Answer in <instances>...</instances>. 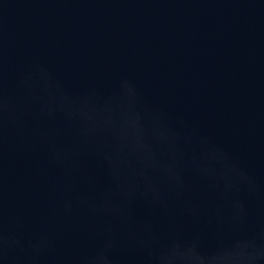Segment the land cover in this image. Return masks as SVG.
Listing matches in <instances>:
<instances>
[{
	"label": "water",
	"instance_id": "water-1",
	"mask_svg": "<svg viewBox=\"0 0 264 264\" xmlns=\"http://www.w3.org/2000/svg\"><path fill=\"white\" fill-rule=\"evenodd\" d=\"M0 264H264V0H0Z\"/></svg>",
	"mask_w": 264,
	"mask_h": 264
}]
</instances>
